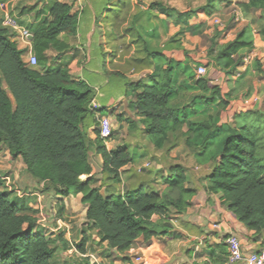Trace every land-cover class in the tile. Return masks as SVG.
<instances>
[{"label":"trees","instance_id":"obj_1","mask_svg":"<svg viewBox=\"0 0 264 264\" xmlns=\"http://www.w3.org/2000/svg\"><path fill=\"white\" fill-rule=\"evenodd\" d=\"M45 1V6L36 12V23L28 29L33 36L35 67L25 63L26 50L20 48L19 35L3 26L0 15V147L6 148L12 160L21 159L32 179L62 197L61 218L65 213L64 199L82 194L81 202L88 206L87 229L94 230L100 243L107 244L108 251L127 264L153 238L167 232L153 218H160L162 226L168 227L170 216L187 213L197 190L186 186V169L181 165L170 167L163 192L140 186L123 194H102V186L93 187V177L85 182L80 180L93 173L92 152L102 159L103 176L114 181L120 180V170L132 164L134 156L125 145L108 150L99 129L95 140L89 139L84 122L93 115L89 110L93 90L85 82L74 80L68 65H51L74 49L79 14H72V4ZM222 6H232V2L203 0L201 10L213 18ZM237 7L244 17L253 12L264 17V0H246ZM151 8L166 18L176 17L177 21L183 15L188 20L196 16V11L183 13L160 2L153 3ZM32 10L24 7L21 14ZM19 23L24 25L21 20ZM191 28L197 31L202 26L191 25ZM254 30L252 25H247L234 39L223 44L219 42L221 34L215 33L207 57L227 77L235 76L245 56L255 48ZM148 56L157 58L159 63L148 83L131 87L136 93L131 104L135 115L142 118L131 121L132 127L143 128L157 149L165 146L170 135L179 134L188 148L203 156L221 131L212 119L192 122L187 114L179 115V109L171 106L177 92L174 71L179 63L157 53ZM195 85L202 94H209L206 103L218 97L224 105L222 112L228 110L231 102L223 97L224 87L212 84L210 77L197 78ZM241 116L237 127L229 131L209 159L214 167L206 178L205 189L221 196L236 221L261 234L264 232V120L262 114L254 122L248 121L247 113ZM185 127L187 131L183 132ZM4 187L0 179V264H54L56 248L42 231H37L35 211L27 207L25 199L13 200V192ZM72 187L76 189L72 191ZM87 233L83 231V238L75 245L82 255L87 254L91 241ZM57 240L63 250L70 249L62 236Z\"/></svg>","mask_w":264,"mask_h":264},{"label":"crops","instance_id":"obj_2","mask_svg":"<svg viewBox=\"0 0 264 264\" xmlns=\"http://www.w3.org/2000/svg\"><path fill=\"white\" fill-rule=\"evenodd\" d=\"M59 1L72 4V14L78 13V9L82 11L78 13L79 30L74 49L51 65L53 67L68 65L74 80L85 82L93 92L94 89L99 91L97 100L103 110L100 115H89L84 122L89 139L96 138L95 132L99 129L98 117L107 116L113 122V138L107 142V149L112 150L125 145L134 156V162L120 170V180L114 181L103 176L102 159L92 152L90 162L93 173L82 176L80 180L85 182L93 177V187L102 186V192L107 194H123L127 189L140 186L147 190L163 192L166 189L165 179L169 177L170 167L181 165L186 169L188 179L186 186L197 190V196L187 213L170 216L167 219L168 227L162 226L163 221L160 218H153V221L167 232L153 238L150 244L142 247L138 255L127 264H229L227 239L230 235H236L241 240L246 254L261 249L264 246V232L257 234L249 231L229 213L221 196L210 194L205 189L206 178L214 167L209 160L213 155L209 156L212 147L206 150L203 156H198L195 150L187 147L184 137L175 134L169 136L162 149H157L143 128H133L130 123L142 120L135 115L131 104L135 101L136 95L131 87L148 83L159 63L157 58H151L148 54L157 53L174 60L180 66H185V52L194 53L199 43H162L165 39V30L163 28L157 30L156 26L154 27V20L148 22L149 7L142 5L139 0ZM235 1L241 3L246 0ZM0 2H4L18 20L24 21L23 27L28 28L36 23V12L46 4L45 0ZM24 7L33 10L22 15ZM156 14L162 21L167 19L160 13ZM213 18L202 11L194 25H206L215 29ZM132 22L133 32H130V29L123 32ZM178 30L179 27L171 25L169 35H175ZM134 35L140 37L144 43L131 41ZM234 37L232 33L225 36L226 41H222L221 44ZM258 39V36H255L254 51L260 59L264 56L261 52V49H264V42ZM205 52L206 48H201V52L196 56L198 63L203 64L207 61ZM26 60L27 57L24 56V61ZM180 66H176L174 71L177 75L175 78L177 92L171 101V106L176 109L177 106L183 108L189 104L196 93L193 82L189 80L190 72L178 73ZM210 79L213 83L215 76H210ZM186 131L185 127L183 132ZM199 160L206 162L203 165ZM148 162L151 163V168L144 169L145 172L139 174L137 169ZM82 197V194H74L65 198V212L76 213V210L83 208L86 216L88 206L82 204ZM57 198L62 197L57 195ZM102 246L108 249L107 244ZM72 252L71 249L67 250L68 255ZM137 257L141 259L139 262L136 261ZM117 264L123 263L119 261Z\"/></svg>","mask_w":264,"mask_h":264},{"label":"rangeland","instance_id":"obj_3","mask_svg":"<svg viewBox=\"0 0 264 264\" xmlns=\"http://www.w3.org/2000/svg\"><path fill=\"white\" fill-rule=\"evenodd\" d=\"M139 1L142 5L149 7L148 22L154 20V27L156 26L157 30L160 28L165 30V39H163L162 43H199L200 48L198 46L194 53L185 52V66H180L178 72L184 74L190 72L189 77H192V79L189 80L193 82L196 93L190 99L189 104L184 105L183 108L177 107L180 116L187 114L188 120L192 122L210 121L212 119V123L221 131V134L213 141L214 145L209 156L216 151V148H220L222 141L229 131L237 127L238 122L242 119L241 115L247 113L249 115L248 121L254 122L259 120L258 114H262V119L264 120V56L256 59L246 70H240L241 72L238 70L237 74L231 78L217 69L207 57V51L211 47V38L217 32L221 34L219 40L221 43L224 40L226 41L223 35H229L231 33L236 35L243 27L252 25L256 29L255 36H258L259 41L264 42V17L260 18L256 12H253L251 16L244 17L243 22L237 24L234 17H232L233 5L228 7L222 6L220 13L216 17L225 25L224 29L220 27L214 29L202 25V29L193 31L191 25H194L195 22L197 23L198 14L202 13L201 6L203 0ZM233 1L232 3H235L234 5L238 4L236 3L237 1ZM156 2L164 3L166 6L175 8L183 13L189 10L196 11V16L190 20L183 15L179 21L176 20V17L167 18L162 21L161 17L156 14L158 12L151 8V5ZM130 25V27H125L123 32L128 29H130V32H133L131 29H133L134 23L132 22ZM171 25L176 28L179 27L178 32L173 36L169 35ZM25 27L29 29L28 26ZM154 27L153 30L155 31ZM131 41H141V38L134 35ZM201 48H206L205 57L207 61L203 63L207 68L206 77L215 76L212 84L224 87L225 92L223 93V97L229 99L231 102L226 112H222L224 105L221 104L218 97L206 103V98L209 97V94H202L196 88V70L201 65L196 61V56L201 52ZM261 52L264 55L263 48ZM199 96H204L205 98L201 99ZM116 122H118L117 119ZM204 162L206 160H199L200 164L204 165ZM0 179L4 183L5 190L13 192V200L25 199L27 207L35 211L33 216L37 221V231H42L50 239L51 246L56 248L53 260L54 264H117L120 261L114 252L108 251L105 246H102L103 244L100 243L94 230L87 229L86 216L83 208L76 210V213L65 212L63 218H61L59 205L61 198H57V195L47 189L44 184H40L32 179L26 172V167L22 160H12L8 151L3 146L0 147ZM75 189L76 187L71 188L72 191ZM85 230L88 232L87 235L91 236V241L87 246L88 256L83 257L77 251L75 245L81 241L83 231ZM60 236L69 242L70 249L73 250L72 254L68 255L63 250L62 243H59L57 240Z\"/></svg>","mask_w":264,"mask_h":264},{"label":"built area","instance_id":"obj_4","mask_svg":"<svg viewBox=\"0 0 264 264\" xmlns=\"http://www.w3.org/2000/svg\"><path fill=\"white\" fill-rule=\"evenodd\" d=\"M234 10L232 12V16L234 17L235 22L241 23L244 21L243 12L239 7L233 5ZM1 16H2V24L4 27L10 29L14 33H17L20 37V48L26 50L27 60L25 63L29 67L37 66V59L35 54L32 51V41L29 40V36L31 35L29 30L23 27L19 20L11 14V10L6 7L4 2H0ZM82 9H78V13H80ZM213 24L216 27L225 28V25L221 22L217 17L213 18ZM256 31L254 30V35ZM227 36V35H226ZM256 59H259V56L253 50L249 54H247L243 60L242 66L239 68L240 70H246L248 66H250ZM241 72V71H240ZM197 78H204L207 76V68L203 64H201L196 70ZM99 91L94 89V97L89 104V110L92 114L100 115L103 110L102 105L98 102L97 96ZM99 131L100 136L103 140H105L106 144L110 141V138L113 135V125L112 121L107 116H99ZM151 168V163H146L143 167H139L137 171L139 173L143 172L144 169ZM228 246V263L229 264H264V246L258 251H250L248 254L245 253L243 244L241 240L236 235H230L227 239ZM141 259L139 257L136 258V261L139 262Z\"/></svg>","mask_w":264,"mask_h":264},{"label":"water","instance_id":"obj_5","mask_svg":"<svg viewBox=\"0 0 264 264\" xmlns=\"http://www.w3.org/2000/svg\"><path fill=\"white\" fill-rule=\"evenodd\" d=\"M29 40L33 41V36L32 35L29 36ZM102 194H104V193L102 192Z\"/></svg>","mask_w":264,"mask_h":264}]
</instances>
